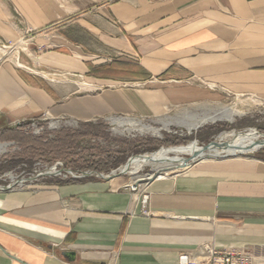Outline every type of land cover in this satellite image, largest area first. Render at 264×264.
<instances>
[{
  "label": "crops",
  "instance_id": "crops-1",
  "mask_svg": "<svg viewBox=\"0 0 264 264\" xmlns=\"http://www.w3.org/2000/svg\"><path fill=\"white\" fill-rule=\"evenodd\" d=\"M230 97L264 103V0H0V132L44 115L149 119ZM125 183L0 193V264H201L208 244L264 264V160L155 179L147 216Z\"/></svg>",
  "mask_w": 264,
  "mask_h": 264
},
{
  "label": "rangeland",
  "instance_id": "rangeland-1",
  "mask_svg": "<svg viewBox=\"0 0 264 264\" xmlns=\"http://www.w3.org/2000/svg\"><path fill=\"white\" fill-rule=\"evenodd\" d=\"M125 60L137 64L140 56L133 53ZM127 64L124 65L125 73L137 71L136 66ZM127 67L131 68L127 70ZM122 77L129 79L127 74ZM228 112L231 122L222 118ZM194 124L195 129L189 131L187 126ZM251 130L264 135V103L249 97H230L216 105L168 108L161 116L149 119L112 116L79 122L66 117L52 118L44 115L21 123L20 126H11L9 132H0V147L4 148V153L0 155V188H4V191L0 193L25 191L34 185H60L106 177L118 172L131 158L153 154L161 148L183 147L192 142L202 148L217 142L222 136ZM185 158L188 167L201 162ZM231 158L264 160V146L251 154L207 157L205 160ZM111 162L117 165L107 166ZM52 168L60 172V175H43ZM90 168L100 169L101 172L87 170ZM87 172L91 175L80 177ZM67 173L77 178H71ZM179 173L180 170L145 166L136 175L117 176L126 179L122 190L137 196L140 205L139 199L148 194L147 186L151 181ZM149 178L151 180H147ZM21 181L24 182L20 186L14 185L7 189ZM133 183L139 186L136 193L126 188Z\"/></svg>",
  "mask_w": 264,
  "mask_h": 264
},
{
  "label": "bare ground",
  "instance_id": "bare-ground-1",
  "mask_svg": "<svg viewBox=\"0 0 264 264\" xmlns=\"http://www.w3.org/2000/svg\"><path fill=\"white\" fill-rule=\"evenodd\" d=\"M254 100V99H253ZM228 112L224 118L227 122H231ZM215 120H212L214 122ZM196 125L187 126L188 130H194ZM119 128V127H118ZM144 129V127L142 126ZM124 130V129H123ZM145 130V129H144ZM147 130V129H146ZM264 146V135L251 130L246 133L230 134L219 138L217 142H213L206 146V150L202 151L196 143L192 142L187 146L176 148H161L157 152L141 157L131 158L129 162L120 168L118 172H113L111 178L116 175H136L145 166H153L162 168L163 170H180L181 172L188 167L187 159H197V161H205L207 157L225 158L223 156H236L251 154ZM4 153V148L0 147V155ZM209 160V159H208ZM44 174V173H43ZM47 175H58L59 172L52 168L46 172ZM107 177V176H106ZM105 178V176H104ZM162 177H159L161 179ZM150 179V178H149Z\"/></svg>",
  "mask_w": 264,
  "mask_h": 264
},
{
  "label": "built area",
  "instance_id": "built-area-1",
  "mask_svg": "<svg viewBox=\"0 0 264 264\" xmlns=\"http://www.w3.org/2000/svg\"><path fill=\"white\" fill-rule=\"evenodd\" d=\"M21 122H17L12 126H20ZM55 169V168H54ZM51 170V169H50ZM49 170V171H50ZM71 178H77L72 173H67ZM45 176H55L56 175H47ZM60 175V172L59 174ZM57 175V176H58ZM111 175L105 177L106 179L110 178ZM104 179V176H101ZM151 180V179H147ZM24 181L16 182L13 185H10L7 189L12 188L14 185L20 186ZM132 193H136L139 190V186L133 183L132 185L126 186ZM4 188H0V192H3ZM140 205H141V213L144 216L148 215V203H149V195L144 194L141 196ZM202 262L201 264H258L255 259L248 253L239 249H219L213 245H203L201 248ZM178 264H200L196 262L195 259L190 257L187 254H180L178 256Z\"/></svg>",
  "mask_w": 264,
  "mask_h": 264
},
{
  "label": "water",
  "instance_id": "water-1",
  "mask_svg": "<svg viewBox=\"0 0 264 264\" xmlns=\"http://www.w3.org/2000/svg\"><path fill=\"white\" fill-rule=\"evenodd\" d=\"M210 144H213V142L212 143H210ZM208 146V145H207ZM206 146L205 147H202L201 148V150L202 151H205L206 150ZM139 157H141V156H139ZM223 157H227V156H223ZM129 162V161H128ZM127 162V163H128ZM91 175V173H89V172H87V173H82L81 175H80V177H88V176H90ZM111 178V177H110ZM64 258H66V259H68V261L69 262H72L73 261V253H70V252H66V253H64L63 255H62Z\"/></svg>",
  "mask_w": 264,
  "mask_h": 264
},
{
  "label": "trees",
  "instance_id": "trees-1",
  "mask_svg": "<svg viewBox=\"0 0 264 264\" xmlns=\"http://www.w3.org/2000/svg\"><path fill=\"white\" fill-rule=\"evenodd\" d=\"M125 67L126 66H124V70H126L125 69ZM128 68H131V67H127V70H128ZM6 132H9V129H7V130H5ZM108 165L107 166H109V167H114V166H116L117 164H116V162H111V163H107ZM93 170H91V168L90 169H87V170H89V171H94V172H98V173H100L101 171H100V169L99 170H97V169H95V168H92Z\"/></svg>",
  "mask_w": 264,
  "mask_h": 264
}]
</instances>
